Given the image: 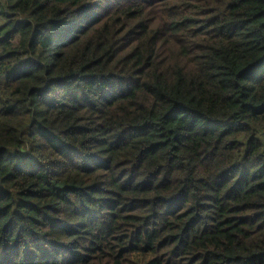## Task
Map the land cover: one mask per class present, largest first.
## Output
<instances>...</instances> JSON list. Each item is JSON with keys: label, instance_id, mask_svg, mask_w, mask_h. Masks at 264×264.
<instances>
[{"label": "trees", "instance_id": "trees-1", "mask_svg": "<svg viewBox=\"0 0 264 264\" xmlns=\"http://www.w3.org/2000/svg\"><path fill=\"white\" fill-rule=\"evenodd\" d=\"M0 264H264V0H0Z\"/></svg>", "mask_w": 264, "mask_h": 264}, {"label": "rangeland", "instance_id": "rangeland-1", "mask_svg": "<svg viewBox=\"0 0 264 264\" xmlns=\"http://www.w3.org/2000/svg\"><path fill=\"white\" fill-rule=\"evenodd\" d=\"M155 2H158V1H160V0H154ZM154 20H159L160 19V14L157 12L154 16Z\"/></svg>", "mask_w": 264, "mask_h": 264}, {"label": "bare ground", "instance_id": "bare-ground-1", "mask_svg": "<svg viewBox=\"0 0 264 264\" xmlns=\"http://www.w3.org/2000/svg\"><path fill=\"white\" fill-rule=\"evenodd\" d=\"M75 255V254H74ZM46 261V260H45ZM49 262V261H48Z\"/></svg>", "mask_w": 264, "mask_h": 264}]
</instances>
